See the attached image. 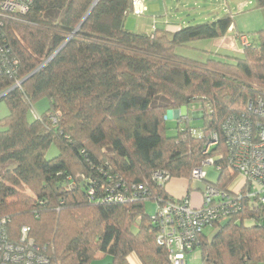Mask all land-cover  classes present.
I'll list each match as a JSON object with an SVG mask.
<instances>
[{"label":"trees","instance_id":"trees-1","mask_svg":"<svg viewBox=\"0 0 264 264\" xmlns=\"http://www.w3.org/2000/svg\"><path fill=\"white\" fill-rule=\"evenodd\" d=\"M94 1L33 0L22 19L1 28L17 71L15 77L0 74V94L7 92L0 100L9 110L0 121L6 127L0 131V217L7 218L8 240L17 242L28 226L54 264H90L99 252L111 256L108 264H128L131 252L142 264H169L145 214L147 199L168 198L151 174L165 170L191 181L213 132L219 143L208 155L224 152L222 121L247 113L248 102L264 96V28L241 46L240 58L212 53L197 61L177 49L224 36L229 15L146 34L124 27L132 0ZM255 7L264 8V0ZM43 96L49 109L29 122L27 111ZM195 101L203 135L193 136L196 128L185 118L168 136V110ZM51 143L59 154L46 159ZM215 164L221 168L210 184L227 189L235 173L223 159ZM104 165L128 185L144 184L146 194L120 203L89 194L77 175L103 179L94 170ZM214 225L210 239L203 233L199 264H264L260 212L244 209Z\"/></svg>","mask_w":264,"mask_h":264},{"label":"built area","instance_id":"built-area-1","mask_svg":"<svg viewBox=\"0 0 264 264\" xmlns=\"http://www.w3.org/2000/svg\"><path fill=\"white\" fill-rule=\"evenodd\" d=\"M33 0H0V31L7 20L19 21L25 16ZM148 0H132L127 14L140 16L146 13ZM240 44L248 46V36L238 35ZM17 61L12 56L10 48L0 33V74L9 77L16 76ZM21 80L15 78L13 87H19ZM31 109V107H30ZM51 122L57 118L47 115ZM34 119L41 116L33 112ZM224 152L214 156L208 155L212 148L219 143L216 132L210 134L205 145V156L200 165L191 171L192 180H203L206 176L204 167L214 166L220 170L221 165L216 161L223 159L239 184L227 189H220L213 184H207L203 190L202 203L195 206L189 196L180 198L155 195L156 209L150 216L151 223L156 228L155 240L164 247L169 264H188L186 256L199 249L203 231L206 227L223 221L241 210L260 212L264 217V96L255 101H249L247 113L230 114L221 124ZM195 137L203 135L202 129H191ZM98 177L77 175L87 183L89 194H99L101 202L120 203L140 198L146 194L144 184H126L121 178L109 172L106 166H98L94 170ZM170 179L165 170H156L151 174V180L163 186ZM7 218L0 217V264H54L46 255L43 248L38 246L29 236V227L20 228V238L12 242L6 237Z\"/></svg>","mask_w":264,"mask_h":264},{"label":"rangeland","instance_id":"rangeland-1","mask_svg":"<svg viewBox=\"0 0 264 264\" xmlns=\"http://www.w3.org/2000/svg\"><path fill=\"white\" fill-rule=\"evenodd\" d=\"M164 8L162 5L160 6V12L158 13H167L170 17L176 16L180 18L179 23L184 26L188 24H196L203 23L204 21H212L217 18H220L224 15H229L232 19V24L236 26L239 30L242 25H245V29L243 28L244 34H246L249 40H253L255 31H257L261 26H257L264 23V13L259 11L258 8L255 7V0H163ZM160 3H162L160 1ZM159 11L156 9V12ZM153 12H148L151 14ZM165 15V14H164ZM129 16H135L130 15ZM131 31V30H130ZM210 39H200L197 41L189 42L182 47L177 49V53L189 59L197 60V61H205L208 57H211L212 54L209 52H204L199 50V46L203 45L202 42L206 44ZM213 53V52H212ZM236 57H241L242 55L235 54ZM50 106L49 99L46 96L40 97L37 100H34L31 109L27 111L26 117L29 122L33 121V112L38 115H43ZM187 109L188 119L187 122H183L185 118H175L173 116V112L175 109L168 110V114L170 118L166 122L167 130L166 133L168 136L175 135L177 131V126L179 122H183L185 124H189L190 126L201 129L203 125V119L201 117L194 118L192 116V111L200 110L201 103L199 101L191 102L188 105H185ZM9 114V110L7 104L4 100H0V121L5 119ZM200 115V114H199ZM202 115V113H201ZM6 127L0 123V131L5 130ZM59 154V150L54 143L48 147L45 152L46 159H52ZM11 167V164L6 166ZM5 169L4 166H0V175ZM204 171L206 172L205 180H191L189 182V186L191 187V191L194 192V195L198 196V193L201 195V203L203 199V192H201L209 183H215L218 177L219 172L212 165L204 167ZM232 185L238 186L239 184L236 182H232ZM27 193H30L29 190H26ZM195 202V201H194ZM198 203V202H197ZM200 203V204H201ZM199 204V205H200ZM156 209V202L152 199H147L145 201V214L148 216H152ZM136 227L133 228V231H136ZM218 230L217 225L208 226L204 229L203 233L207 239H210L215 232ZM103 253H97V256H101ZM188 264H199L200 263V251L199 249H195L192 252L188 253L186 256ZM101 259H97L95 262H99ZM96 263V264H97Z\"/></svg>","mask_w":264,"mask_h":264},{"label":"crops","instance_id":"crops-1","mask_svg":"<svg viewBox=\"0 0 264 264\" xmlns=\"http://www.w3.org/2000/svg\"><path fill=\"white\" fill-rule=\"evenodd\" d=\"M160 1L162 3H160ZM146 5H147V11L143 15L129 16V14H127L124 20L125 29L129 31L131 30L133 32L151 34L154 30H164V31L173 32L179 29L180 27H182V25L179 23L180 21H177L180 20V18H177L176 16L170 17L169 15H167V13H158L160 12L161 5L164 8L163 0H148L146 2ZM158 8L159 11L156 12V9L158 10ZM258 9L259 11H262L261 13H264V8H258ZM148 12H153V13L148 14ZM260 23L257 26H261L260 28H264V23L262 24ZM243 28L245 29V25H242L241 29L239 30L236 26H234V24H232L224 36L210 39L208 40L209 42H206V44L202 42L203 45H200L199 42H194V43L198 44L199 50L204 52H209L211 54L213 52V54H221V55H227V54L241 55L242 48L237 38V34L244 33ZM173 116L177 119L181 117L188 119L186 107L182 106L176 109L173 112ZM192 116L194 118L201 117V109L192 111ZM165 118L166 121H168L170 115L167 113ZM180 123L179 125L182 124ZM189 182L190 181L186 178L172 177L165 182L163 188L166 194L173 198H180L184 195H188L191 203L195 206H198L201 203V195L200 193H198V196L194 195V192L191 191V187L189 186ZM203 190L201 192H203ZM97 259H101V260H99V262L97 263L95 262ZM110 261H111V256L102 254L101 256L96 255V258L90 264H96V263L108 264ZM127 262L128 264H142L139 258L137 257V255L133 252L127 255Z\"/></svg>","mask_w":264,"mask_h":264},{"label":"water","instance_id":"water-1","mask_svg":"<svg viewBox=\"0 0 264 264\" xmlns=\"http://www.w3.org/2000/svg\"><path fill=\"white\" fill-rule=\"evenodd\" d=\"M96 2H97V0L94 1L93 5H94ZM92 7H93V6H92ZM6 93H7V92H4V93L0 94V98H1L2 96H4Z\"/></svg>","mask_w":264,"mask_h":264}]
</instances>
